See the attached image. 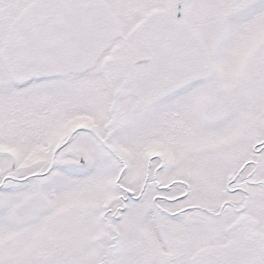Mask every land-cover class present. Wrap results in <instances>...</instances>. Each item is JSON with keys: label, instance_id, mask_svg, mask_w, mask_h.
Returning <instances> with one entry per match:
<instances>
[{"label": "snow or ice", "instance_id": "1", "mask_svg": "<svg viewBox=\"0 0 264 264\" xmlns=\"http://www.w3.org/2000/svg\"><path fill=\"white\" fill-rule=\"evenodd\" d=\"M0 264H264V0H0Z\"/></svg>", "mask_w": 264, "mask_h": 264}]
</instances>
